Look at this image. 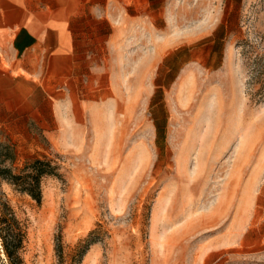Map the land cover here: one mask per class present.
Masks as SVG:
<instances>
[{
    "label": "rangeland",
    "instance_id": "rangeland-1",
    "mask_svg": "<svg viewBox=\"0 0 264 264\" xmlns=\"http://www.w3.org/2000/svg\"><path fill=\"white\" fill-rule=\"evenodd\" d=\"M124 16L130 52L100 60L108 94L70 144L37 83L2 62L6 164L46 155L60 174L41 203L0 183L23 264H264V0H149Z\"/></svg>",
    "mask_w": 264,
    "mask_h": 264
},
{
    "label": "crops",
    "instance_id": "crops-1",
    "mask_svg": "<svg viewBox=\"0 0 264 264\" xmlns=\"http://www.w3.org/2000/svg\"><path fill=\"white\" fill-rule=\"evenodd\" d=\"M149 0H0V67L28 74L52 107V137L68 144L96 103L100 60L130 52L120 38L132 34L128 7ZM140 5V6H139ZM119 11L123 14L119 17ZM144 25V22H136Z\"/></svg>",
    "mask_w": 264,
    "mask_h": 264
},
{
    "label": "trees",
    "instance_id": "trees-1",
    "mask_svg": "<svg viewBox=\"0 0 264 264\" xmlns=\"http://www.w3.org/2000/svg\"><path fill=\"white\" fill-rule=\"evenodd\" d=\"M16 159L15 145L0 140V183L6 181L16 190L28 194L38 203L43 200V179L47 176H58L59 167L54 164L53 160L48 156L32 155L26 159L24 166L15 171L11 166L7 165V161L13 162ZM14 218L8 213L3 212L0 223L9 224V231L0 235L3 242V251L7 255L11 264H23L21 257V249L25 233L17 219V229L13 227ZM57 252L60 253L59 245H56Z\"/></svg>",
    "mask_w": 264,
    "mask_h": 264
}]
</instances>
